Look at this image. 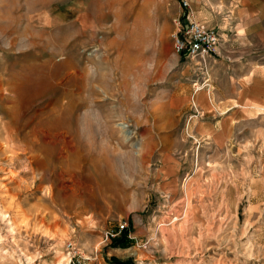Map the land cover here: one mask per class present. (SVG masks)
<instances>
[{"label": "rangeland", "instance_id": "1", "mask_svg": "<svg viewBox=\"0 0 264 264\" xmlns=\"http://www.w3.org/2000/svg\"><path fill=\"white\" fill-rule=\"evenodd\" d=\"M183 9L0 0V264H68L69 241L93 264H264V31L212 25L206 66L174 52ZM31 62L38 83L18 77ZM47 106L81 137L42 127L45 170L17 125ZM122 223L126 248L106 239Z\"/></svg>", "mask_w": 264, "mask_h": 264}, {"label": "built area", "instance_id": "2", "mask_svg": "<svg viewBox=\"0 0 264 264\" xmlns=\"http://www.w3.org/2000/svg\"><path fill=\"white\" fill-rule=\"evenodd\" d=\"M184 7L179 17L175 20L176 28L172 33L174 52L186 59H197L204 64L208 58L217 54L222 36L215 27H207L196 20H191L188 0H179ZM127 223L120 224L117 230L108 231L106 239L111 240L120 236ZM71 254L68 264H93L89 258L79 253L77 246L69 241L67 244Z\"/></svg>", "mask_w": 264, "mask_h": 264}, {"label": "crops", "instance_id": "3", "mask_svg": "<svg viewBox=\"0 0 264 264\" xmlns=\"http://www.w3.org/2000/svg\"><path fill=\"white\" fill-rule=\"evenodd\" d=\"M188 2L191 12L190 19L196 20L205 26L211 27L212 25L215 26L218 24L219 26H223L224 29H230V31L237 29L238 31L239 26L246 22V24H244V30L238 32L239 38L244 39L252 37L256 31H264V0H188ZM220 7L222 8V11H225L226 8V13H228L222 20H220L219 16H216L215 13L221 11ZM235 15L237 16L236 25L234 21ZM255 23L258 25L256 26ZM229 41L224 43L228 42L227 45H229ZM213 61L214 58H208L205 65L207 66L208 64V66H210ZM204 93L205 92H201V94L199 93L201 98ZM204 96L209 98L211 107H216L211 91L206 92ZM228 108H230V106Z\"/></svg>", "mask_w": 264, "mask_h": 264}, {"label": "bare ground", "instance_id": "4", "mask_svg": "<svg viewBox=\"0 0 264 264\" xmlns=\"http://www.w3.org/2000/svg\"><path fill=\"white\" fill-rule=\"evenodd\" d=\"M36 71H37V68H36V64L35 63L34 64L32 62L31 63H26V64L22 65V67L19 69L18 77L21 78V79H24L27 83H30V82H32V83H36L37 82L38 83V81L40 79L36 78V76H35V72ZM32 96H31V99H32ZM16 99H18V98H15V99L12 100L13 103H15V104L17 103ZM39 99H40V95L35 96L33 98V100L30 101V102H32L31 106L33 107V105H36V103H38ZM54 103L55 104H59L60 100H56V101H54ZM54 103L52 105H55ZM62 106H64V104H62ZM21 110H22V108H21ZM70 110H72V108ZM12 112H7L6 111L5 113H6V115H9L10 119L13 121V124L16 125V122H15L16 117H14L15 116V112H13V113ZM65 112H67L66 108L65 107H61V106H60V108H57V109L55 107L52 108V106L39 108L37 115L44 116V118H42V119H40L39 121H36V122H31L30 121L31 118H30V120H29L30 122L29 123L27 122L28 124H25L24 122H20V124L17 125V129L19 130L20 134L25 139V141L28 143L27 149H29L31 152L33 151V154L36 155V156H41V157L43 156L44 157V159H43L44 161L43 160H41V161H42L43 167L45 166L44 167L45 170L50 169L51 166H53V164H54V158H53L54 157V153H53L54 149L50 148L48 146H45V145H43L40 142V137H41V135L43 133L41 131L44 130L45 127L47 128L46 132L48 131L47 133L45 132L46 133L45 134L46 137L52 136V130L67 129V132H68L69 129H72V133H73L74 138L77 139L78 142L80 141V137H81L80 128H78L75 124L73 125V123H70L69 120L64 119L63 114H65ZM68 112H69V110H68ZM71 112L72 111H70V113ZM66 118H67V116H66ZM29 127H30V130H27ZM42 127H44V129H42ZM32 137H34V141H33ZM35 138H37V139H35ZM31 139H32V141H31ZM43 140H44V138H43ZM51 150H53V151H51ZM61 151H63V150H61ZM62 160H63L62 158H59V161H62ZM44 180H46V176L43 174L42 177H40L39 181L43 182Z\"/></svg>", "mask_w": 264, "mask_h": 264}, {"label": "trees", "instance_id": "5", "mask_svg": "<svg viewBox=\"0 0 264 264\" xmlns=\"http://www.w3.org/2000/svg\"><path fill=\"white\" fill-rule=\"evenodd\" d=\"M131 230L132 227L124 229L119 237L112 239V244L114 246H119L124 248L129 247L132 244V238L130 236ZM119 263L126 264L127 262H119Z\"/></svg>", "mask_w": 264, "mask_h": 264}]
</instances>
